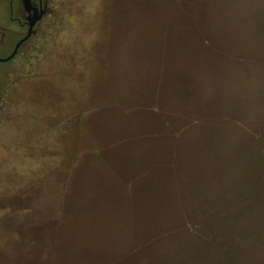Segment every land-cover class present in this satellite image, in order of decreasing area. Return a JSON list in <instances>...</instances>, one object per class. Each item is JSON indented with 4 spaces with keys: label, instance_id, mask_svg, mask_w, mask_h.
I'll return each instance as SVG.
<instances>
[{
    "label": "rangeland",
    "instance_id": "obj_1",
    "mask_svg": "<svg viewBox=\"0 0 264 264\" xmlns=\"http://www.w3.org/2000/svg\"><path fill=\"white\" fill-rule=\"evenodd\" d=\"M0 94V264H264V0H53Z\"/></svg>",
    "mask_w": 264,
    "mask_h": 264
},
{
    "label": "flooded vegetation",
    "instance_id": "obj_2",
    "mask_svg": "<svg viewBox=\"0 0 264 264\" xmlns=\"http://www.w3.org/2000/svg\"><path fill=\"white\" fill-rule=\"evenodd\" d=\"M3 7L9 21L16 29H8L0 26V53L7 51L6 57L8 58L16 50L18 44L25 39L31 32V36L24 41L16 56L10 60L13 61L17 58L21 51H23L29 44L34 36L38 35L41 30L43 22L53 13V0H2ZM36 20L32 30H30V23ZM3 101V96L0 94V105Z\"/></svg>",
    "mask_w": 264,
    "mask_h": 264
},
{
    "label": "water",
    "instance_id": "obj_3",
    "mask_svg": "<svg viewBox=\"0 0 264 264\" xmlns=\"http://www.w3.org/2000/svg\"><path fill=\"white\" fill-rule=\"evenodd\" d=\"M35 22H36V20H33V21L30 23V30H32V28H33ZM30 36H31V32L28 34V36H27L25 39H23V40L18 44L16 50L13 52V54H12L11 56H9L8 58H5V59H0V62H1V63H6V62H9L10 60H12V59L16 56L17 51H18L20 45H21L24 41H26Z\"/></svg>",
    "mask_w": 264,
    "mask_h": 264
},
{
    "label": "trees",
    "instance_id": "obj_4",
    "mask_svg": "<svg viewBox=\"0 0 264 264\" xmlns=\"http://www.w3.org/2000/svg\"><path fill=\"white\" fill-rule=\"evenodd\" d=\"M116 109V108H115ZM115 111V110H114ZM127 111V113H129L130 115H131V113L128 111V110H126ZM101 131H103L104 132V130H103V128H102V130ZM136 180H138V176H137V179ZM136 180H133V182H135ZM133 182H131V183H133ZM128 192V194L129 195H131L133 192L132 191H127Z\"/></svg>",
    "mask_w": 264,
    "mask_h": 264
},
{
    "label": "crops",
    "instance_id": "obj_5",
    "mask_svg": "<svg viewBox=\"0 0 264 264\" xmlns=\"http://www.w3.org/2000/svg\"><path fill=\"white\" fill-rule=\"evenodd\" d=\"M132 48H135L134 43L130 45V49H132ZM132 59H134V56L132 57Z\"/></svg>",
    "mask_w": 264,
    "mask_h": 264
}]
</instances>
